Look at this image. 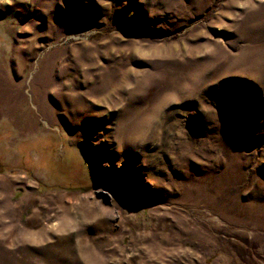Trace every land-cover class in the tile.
<instances>
[{"label":"rangeland","instance_id":"374dc122","mask_svg":"<svg viewBox=\"0 0 264 264\" xmlns=\"http://www.w3.org/2000/svg\"><path fill=\"white\" fill-rule=\"evenodd\" d=\"M0 264H264V0H0Z\"/></svg>","mask_w":264,"mask_h":264},{"label":"bare ground","instance_id":"6f19581e","mask_svg":"<svg viewBox=\"0 0 264 264\" xmlns=\"http://www.w3.org/2000/svg\"><path fill=\"white\" fill-rule=\"evenodd\" d=\"M43 86H45V90L44 91H47V92H49V90H51L50 88H52V85L50 84V83H44V85ZM43 90H42V92H43ZM53 91V90H52ZM50 93H52V92H50ZM42 94V93H41ZM54 94V93H53ZM44 96H45V94H44ZM44 101V100H43ZM42 102V101H41ZM45 107V106H44ZM43 109V108H42Z\"/></svg>","mask_w":264,"mask_h":264}]
</instances>
